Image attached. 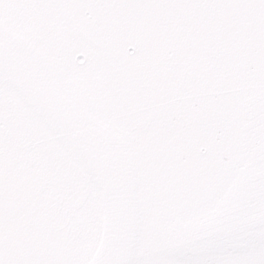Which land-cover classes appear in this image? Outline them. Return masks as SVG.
<instances>
[{
    "label": "snow or ice",
    "instance_id": "6c2138e0",
    "mask_svg": "<svg viewBox=\"0 0 264 264\" xmlns=\"http://www.w3.org/2000/svg\"><path fill=\"white\" fill-rule=\"evenodd\" d=\"M0 264H264V0H0Z\"/></svg>",
    "mask_w": 264,
    "mask_h": 264
}]
</instances>
